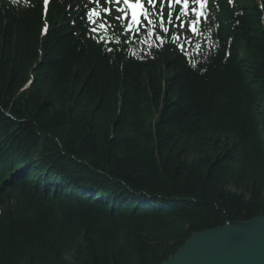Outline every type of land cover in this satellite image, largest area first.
<instances>
[{
  "label": "trees",
  "instance_id": "obj_1",
  "mask_svg": "<svg viewBox=\"0 0 264 264\" xmlns=\"http://www.w3.org/2000/svg\"><path fill=\"white\" fill-rule=\"evenodd\" d=\"M94 8L0 0V264H163L264 215V0L184 35Z\"/></svg>",
  "mask_w": 264,
  "mask_h": 264
},
{
  "label": "water",
  "instance_id": "obj_2",
  "mask_svg": "<svg viewBox=\"0 0 264 264\" xmlns=\"http://www.w3.org/2000/svg\"><path fill=\"white\" fill-rule=\"evenodd\" d=\"M163 264H264V215L196 232Z\"/></svg>",
  "mask_w": 264,
  "mask_h": 264
},
{
  "label": "snow or ice",
  "instance_id": "obj_3",
  "mask_svg": "<svg viewBox=\"0 0 264 264\" xmlns=\"http://www.w3.org/2000/svg\"><path fill=\"white\" fill-rule=\"evenodd\" d=\"M106 2H108V0H106ZM112 2L114 3H122L125 7L119 9L121 12L125 13L127 15L128 12H130L131 14V20L134 23H139L140 17H144L145 19H147L148 24H153V21L151 19H148V17L150 16V12L147 8L144 7V3L145 0H112ZM44 3L47 4L48 0H44ZM96 3H99V0H96ZM147 3L149 5H152L153 7H155V3L156 0H147ZM163 3L164 0H161V9L160 11L156 14L159 17V20L161 21V26H163V21H164V14H163ZM168 6L170 8V11L168 13V18L169 20L172 19V5L173 4H181L183 3L184 7L187 8L188 6V0H167ZM105 12H110V9H104ZM193 11H195V9H193ZM93 12L95 13V9H93ZM95 14H99V13H95ZM121 17H116L117 20H119ZM180 17L177 16L176 19H179ZM182 26V25H181ZM129 27H131V25H129ZM164 32H168V28L164 27ZM195 30V29H193Z\"/></svg>",
  "mask_w": 264,
  "mask_h": 264
},
{
  "label": "rangeland",
  "instance_id": "obj_4",
  "mask_svg": "<svg viewBox=\"0 0 264 264\" xmlns=\"http://www.w3.org/2000/svg\"><path fill=\"white\" fill-rule=\"evenodd\" d=\"M107 3H108V5H109V3H112V6H113V5H118V10L115 9L116 12H117V11H120L119 9H121V7L123 6L122 4H118V3H114V2H112V0H108ZM123 17H124L125 19H128V20L130 19V15L127 16L126 14H123ZM193 20H194L193 17L190 18V19L188 20V25L192 24V23H193Z\"/></svg>",
  "mask_w": 264,
  "mask_h": 264
}]
</instances>
